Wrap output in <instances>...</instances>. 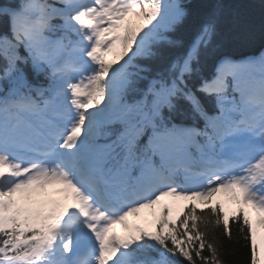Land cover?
<instances>
[{
  "label": "snow or ice",
  "instance_id": "snow-or-ice-1",
  "mask_svg": "<svg viewBox=\"0 0 264 264\" xmlns=\"http://www.w3.org/2000/svg\"><path fill=\"white\" fill-rule=\"evenodd\" d=\"M192 17L191 0H0V264H235L218 193L264 264V50L223 52L220 5ZM168 196L206 210L155 211ZM141 209L154 228L129 225Z\"/></svg>",
  "mask_w": 264,
  "mask_h": 264
},
{
  "label": "trees",
  "instance_id": "trees-1",
  "mask_svg": "<svg viewBox=\"0 0 264 264\" xmlns=\"http://www.w3.org/2000/svg\"><path fill=\"white\" fill-rule=\"evenodd\" d=\"M220 5L223 10L222 24V50L233 59L239 60L245 57L256 56L264 50V0H191V10L194 23L208 9ZM184 33H178L182 38ZM177 54L175 50L169 55ZM215 59H208L200 66V73L208 76L215 73ZM157 70L163 71V62L156 65ZM181 109L187 107L186 101L177 102ZM221 193L220 196H223ZM230 196L229 194H226ZM216 197H218L216 195ZM212 202L224 205V210L230 217V228L234 240L229 241L222 229L217 230V235L224 243L225 259L235 264H249L250 252L245 241L239 237L237 228L232 220L237 208L228 207L220 199L212 198ZM204 203V202H203ZM205 207L200 209L206 210ZM228 253H232L229 255Z\"/></svg>",
  "mask_w": 264,
  "mask_h": 264
},
{
  "label": "rangeland",
  "instance_id": "rangeland-1",
  "mask_svg": "<svg viewBox=\"0 0 264 264\" xmlns=\"http://www.w3.org/2000/svg\"><path fill=\"white\" fill-rule=\"evenodd\" d=\"M136 21L137 20L134 19V23H136ZM118 50H119V53L116 56H112L113 55V52L114 51H118ZM122 52H123V41H118L116 43L115 47L113 48V50L111 52H108L107 54H105V57H106V59L108 61L109 60H116V61H118L119 60V57H120V55H121ZM54 191H55V187L54 186H48L45 190H42V192L40 193V195H39L38 198H40V199H52V198H55V197L58 198V196H55L54 195ZM162 199H166L168 201H172L171 204L173 206H174V203L179 204V206H177L176 208L173 207V215H176L178 211H180V210L183 209V206L184 205H188L191 202V200H184V199H180V198L174 199V198L169 197V196L168 197H163ZM194 203H196L197 206H202V207L204 206V204L201 201L197 200V199L194 200ZM171 204L170 203L168 204L166 202H162L161 205H157L155 211H159L163 205H171ZM225 204L227 206H229V207H232V208H235L236 207V203L232 202L231 199L229 197H227V196H226V203ZM144 210L154 211L153 209H141V211L138 214H134V215H132V216L129 217V221L128 222H129V225L130 226L131 225H137V224H139L140 221H139L138 218H139L141 212L144 211ZM154 219H155V217L153 216V218L151 220H149V226L148 227L143 226V227H146V228H149V229L154 228L155 227V220ZM145 221H143V222H145ZM141 224H143V223H141ZM115 231H116L117 236L120 233H122L124 236L127 235V232L125 231V228H124L123 225H116L115 226Z\"/></svg>",
  "mask_w": 264,
  "mask_h": 264
},
{
  "label": "bare ground",
  "instance_id": "bare-ground-1",
  "mask_svg": "<svg viewBox=\"0 0 264 264\" xmlns=\"http://www.w3.org/2000/svg\"><path fill=\"white\" fill-rule=\"evenodd\" d=\"M140 23H143L142 21H140V20H137L136 21V23H134V26H136V25H138V24H140ZM119 53V50L118 51H114L113 52V55L112 56H116L117 54ZM109 62H116V60H109ZM218 197H213L214 199H220V201L222 202V203H226V198H225V196H220V195H217ZM162 202H167V203H172V201H168V200H166V199H162L161 200V203ZM174 202V201H173ZM161 205V204H160ZM170 206H172V207H174V208H176L177 206H179V204H176V203H174V206L171 204ZM201 208V206H198V209H200ZM153 218V211H147V210H144V211H142L141 212V214H140V216H139V224H141V223H143V225H149V220H151ZM148 219V220H147ZM146 220V221H145ZM155 220V219H154ZM143 221H145V222H143ZM119 237H124V235L122 234V233H120L119 235H118Z\"/></svg>",
  "mask_w": 264,
  "mask_h": 264
}]
</instances>
